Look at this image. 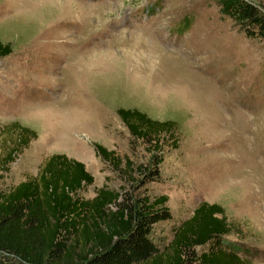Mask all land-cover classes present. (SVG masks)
<instances>
[{"label":"rangeland","instance_id":"obj_1","mask_svg":"<svg viewBox=\"0 0 264 264\" xmlns=\"http://www.w3.org/2000/svg\"><path fill=\"white\" fill-rule=\"evenodd\" d=\"M0 43L10 49L0 57V158L11 124L38 134L1 172V189L60 153L94 176L83 198L136 191L150 145L117 112L138 108L178 124L161 178L136 191L168 198L173 220L155 237L167 244L200 203L218 204L236 225L230 238L264 264V40L248 38L216 0H0Z\"/></svg>","mask_w":264,"mask_h":264},{"label":"trees","instance_id":"obj_2","mask_svg":"<svg viewBox=\"0 0 264 264\" xmlns=\"http://www.w3.org/2000/svg\"><path fill=\"white\" fill-rule=\"evenodd\" d=\"M216 1L220 13L248 38L264 40V12L254 0ZM9 53V46L0 43V57ZM117 113L134 140L150 145V164L140 168L134 186L136 191L148 188L161 178L164 144L171 140L178 148V124L155 120L138 108ZM5 134L14 137L0 158V181L1 172L38 138L36 131L16 123ZM95 147L100 158L120 167L116 152ZM93 184L83 162L55 153L36 176L0 188V264H251L250 249L230 238L236 225L220 205L200 203L166 244L155 237L156 225L173 220L166 196L103 187L93 199L83 198L80 193Z\"/></svg>","mask_w":264,"mask_h":264}]
</instances>
